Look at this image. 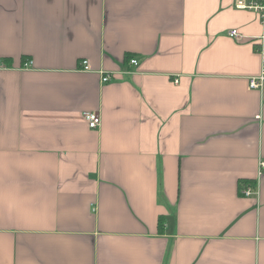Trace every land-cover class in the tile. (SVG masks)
I'll return each instance as SVG.
<instances>
[{"label":"crops","instance_id":"1","mask_svg":"<svg viewBox=\"0 0 264 264\" xmlns=\"http://www.w3.org/2000/svg\"><path fill=\"white\" fill-rule=\"evenodd\" d=\"M257 17L0 0V264H264Z\"/></svg>","mask_w":264,"mask_h":264},{"label":"built area","instance_id":"2","mask_svg":"<svg viewBox=\"0 0 264 264\" xmlns=\"http://www.w3.org/2000/svg\"><path fill=\"white\" fill-rule=\"evenodd\" d=\"M235 7L238 9H245L253 11L257 14L258 20L261 26V33L257 37H254L257 40L256 51L261 56V68L257 75L250 76L248 78V87L250 89H259L264 82V0H235ZM227 35L231 38H236L239 36V33L236 29H229ZM128 63L130 65H136L137 60L130 58ZM30 64V61L24 63V67H27ZM82 69L88 70V65L86 60L80 61ZM109 80V76L104 74L102 76V81L106 82ZM175 82L177 80H174ZM87 125L90 128H96L100 123V116L96 112H86L84 113ZM260 172H264V161H260ZM240 193L244 196H252L256 194V188L249 184L242 185L240 188Z\"/></svg>","mask_w":264,"mask_h":264},{"label":"trees","instance_id":"3","mask_svg":"<svg viewBox=\"0 0 264 264\" xmlns=\"http://www.w3.org/2000/svg\"><path fill=\"white\" fill-rule=\"evenodd\" d=\"M126 60H128V61H129V59H128L127 57H126ZM158 223H159V225H160V226L163 224V221H162V219H161V218L159 219V222H158Z\"/></svg>","mask_w":264,"mask_h":264},{"label":"rangeland","instance_id":"4","mask_svg":"<svg viewBox=\"0 0 264 264\" xmlns=\"http://www.w3.org/2000/svg\"><path fill=\"white\" fill-rule=\"evenodd\" d=\"M234 2H235V0H233ZM253 12V11H252ZM253 13H255V12H253ZM256 14V13H255ZM257 15V14H256ZM258 18V17H257Z\"/></svg>","mask_w":264,"mask_h":264}]
</instances>
